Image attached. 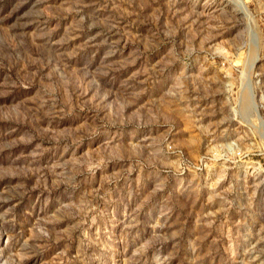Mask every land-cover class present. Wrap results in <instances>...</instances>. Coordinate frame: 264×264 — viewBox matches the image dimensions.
Returning a JSON list of instances; mask_svg holds the SVG:
<instances>
[{
  "label": "rangeland",
  "instance_id": "1",
  "mask_svg": "<svg viewBox=\"0 0 264 264\" xmlns=\"http://www.w3.org/2000/svg\"><path fill=\"white\" fill-rule=\"evenodd\" d=\"M0 264H264V0H0Z\"/></svg>",
  "mask_w": 264,
  "mask_h": 264
}]
</instances>
